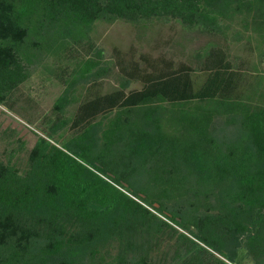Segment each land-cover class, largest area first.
Returning <instances> with one entry per match:
<instances>
[{
	"label": "trees",
	"instance_id": "obj_1",
	"mask_svg": "<svg viewBox=\"0 0 264 264\" xmlns=\"http://www.w3.org/2000/svg\"><path fill=\"white\" fill-rule=\"evenodd\" d=\"M238 14L264 40V0H0V104L39 66L65 85L28 167L0 160V264H264V94L238 92L224 54L198 88L184 65L77 94L110 72L98 21Z\"/></svg>",
	"mask_w": 264,
	"mask_h": 264
},
{
	"label": "rangeland",
	"instance_id": "obj_2",
	"mask_svg": "<svg viewBox=\"0 0 264 264\" xmlns=\"http://www.w3.org/2000/svg\"><path fill=\"white\" fill-rule=\"evenodd\" d=\"M228 23L223 31H208L185 26L174 19L140 23L98 21L91 40L103 49V59L109 63L110 72L93 86H80L77 94L84 99L96 93L115 91L120 87L124 72L129 70L145 77L147 72H158L166 66L178 69L184 65L190 67L194 86L198 88L214 68L213 59L224 54L238 73V92L251 93L259 100V94H264V40L251 24L245 26L243 15L223 21V25ZM48 61L53 64L52 59ZM142 77L133 80L127 91L141 89ZM64 88V84L39 66L16 91L15 110L0 104V160H11L21 172L28 167L30 151L39 135H43L39 125L44 116L52 113L54 102ZM78 105H71L66 114L75 113ZM73 133L69 125L58 141L61 143ZM245 264H253L251 258L247 257Z\"/></svg>",
	"mask_w": 264,
	"mask_h": 264
}]
</instances>
